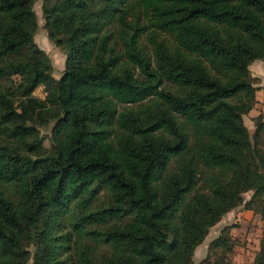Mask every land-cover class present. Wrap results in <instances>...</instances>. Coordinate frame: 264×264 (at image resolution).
I'll use <instances>...</instances> for the list:
<instances>
[{"label": "trees", "instance_id": "1", "mask_svg": "<svg viewBox=\"0 0 264 264\" xmlns=\"http://www.w3.org/2000/svg\"><path fill=\"white\" fill-rule=\"evenodd\" d=\"M35 1L0 0V264H192L231 208L264 219V0H42L58 78Z\"/></svg>", "mask_w": 264, "mask_h": 264}, {"label": "rangeland", "instance_id": "2", "mask_svg": "<svg viewBox=\"0 0 264 264\" xmlns=\"http://www.w3.org/2000/svg\"><path fill=\"white\" fill-rule=\"evenodd\" d=\"M41 3L42 0H36L33 4L38 20V25L34 33V40L45 52H47L52 64V73L58 78L62 75L64 70L65 51L63 47L57 45L48 37L42 17ZM33 94L39 98H43L45 96L43 86H38ZM39 131L43 138V144L48 147L50 145L51 123L39 126ZM249 132L252 134L253 128L249 129ZM0 137L3 138V142H6L7 139L10 138L3 128L0 129ZM252 192V190L244 192L246 200L251 198ZM227 225L230 226L229 232L232 237L233 247L231 251H228L225 255L229 260L226 261L225 264H230V262L238 264L254 259L260 247V238L264 230V219L255 209L246 208L243 204H240L224 213L221 218L208 229L203 241L199 243L194 250L192 264H199L201 259H203L208 252L210 253L211 260L219 256L218 253L209 251V243L211 239L220 234L222 229ZM25 246L27 248H33L31 242H26ZM222 257L224 258V255H222Z\"/></svg>", "mask_w": 264, "mask_h": 264}, {"label": "crops", "instance_id": "3", "mask_svg": "<svg viewBox=\"0 0 264 264\" xmlns=\"http://www.w3.org/2000/svg\"><path fill=\"white\" fill-rule=\"evenodd\" d=\"M252 76L256 77V85L258 88L255 92L254 106L244 114V122L248 129L254 130V117L263 114L264 120V59H255L249 65Z\"/></svg>", "mask_w": 264, "mask_h": 264}]
</instances>
